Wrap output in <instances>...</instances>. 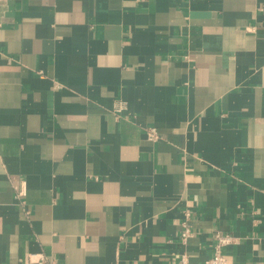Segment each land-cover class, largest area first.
I'll return each mask as SVG.
<instances>
[{"label":"crops","instance_id":"obj_1","mask_svg":"<svg viewBox=\"0 0 264 264\" xmlns=\"http://www.w3.org/2000/svg\"><path fill=\"white\" fill-rule=\"evenodd\" d=\"M216 231L264 264V0H0V264L204 261Z\"/></svg>","mask_w":264,"mask_h":264},{"label":"built area","instance_id":"obj_2","mask_svg":"<svg viewBox=\"0 0 264 264\" xmlns=\"http://www.w3.org/2000/svg\"><path fill=\"white\" fill-rule=\"evenodd\" d=\"M147 134L148 137L153 141H156L160 138L159 130L156 127L148 128ZM189 215V212H187L186 220L183 223L184 229L181 233V238L184 242H186L191 236H193V231L188 222ZM214 240V253L211 257L207 258L204 261H193L189 258L188 254L184 253L181 255V258L177 264H231V261L225 252V249L235 243L236 237L232 234L216 231L214 233ZM36 263L47 264L48 258L45 255L41 254Z\"/></svg>","mask_w":264,"mask_h":264}]
</instances>
